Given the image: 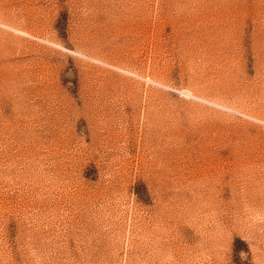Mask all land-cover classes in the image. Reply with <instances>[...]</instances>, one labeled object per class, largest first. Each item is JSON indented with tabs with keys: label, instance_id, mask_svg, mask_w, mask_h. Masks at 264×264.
Segmentation results:
<instances>
[{
	"label": "rangeland",
	"instance_id": "rangeland-1",
	"mask_svg": "<svg viewBox=\"0 0 264 264\" xmlns=\"http://www.w3.org/2000/svg\"><path fill=\"white\" fill-rule=\"evenodd\" d=\"M0 264H264V0H0Z\"/></svg>",
	"mask_w": 264,
	"mask_h": 264
}]
</instances>
